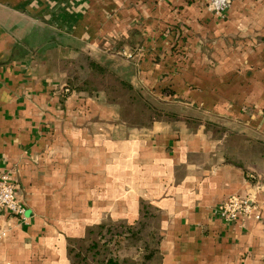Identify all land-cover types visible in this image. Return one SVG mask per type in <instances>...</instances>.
<instances>
[{
  "label": "crops",
  "instance_id": "1",
  "mask_svg": "<svg viewBox=\"0 0 264 264\" xmlns=\"http://www.w3.org/2000/svg\"><path fill=\"white\" fill-rule=\"evenodd\" d=\"M80 54L164 112L131 124L105 88L62 99ZM2 171L25 210L0 211V264H71L69 239L135 222L141 200L160 212V264H264V0L222 15L205 0H0ZM234 193L260 219H221Z\"/></svg>",
  "mask_w": 264,
  "mask_h": 264
},
{
  "label": "trees",
  "instance_id": "2",
  "mask_svg": "<svg viewBox=\"0 0 264 264\" xmlns=\"http://www.w3.org/2000/svg\"><path fill=\"white\" fill-rule=\"evenodd\" d=\"M63 67L67 71L68 78L62 91V99L73 91H91L96 88H105L108 92L124 93L128 101H132L131 107L140 108L141 104L139 106L137 102L143 100V106L146 109L157 112L154 106L144 99L142 93L134 89L128 80L117 74L111 67L90 56L80 54L74 60L64 61ZM108 75L117 77L118 80L114 82L117 87L112 86L111 88V86L108 87V84L103 83V78ZM114 100L121 104V109L126 107L123 103L125 99L121 100L120 96L114 97ZM129 116L122 114L126 121L137 124V121ZM140 118L142 120L138 125L147 124L154 117L144 116ZM159 216L160 212L155 206L141 200L139 218L135 223L127 224L123 221L105 219L98 224L89 226L84 238L69 239L68 255L71 264H88L89 257L85 253L86 251L97 264H160L159 246L162 236L159 225L153 221ZM87 239L90 242L83 244L86 243ZM122 249L129 250L130 254L121 257L120 251ZM72 253L75 257L72 256ZM119 257L121 258L119 259Z\"/></svg>",
  "mask_w": 264,
  "mask_h": 264
},
{
  "label": "built area",
  "instance_id": "3",
  "mask_svg": "<svg viewBox=\"0 0 264 264\" xmlns=\"http://www.w3.org/2000/svg\"><path fill=\"white\" fill-rule=\"evenodd\" d=\"M209 7L217 13L224 14L231 6L233 0H205ZM128 56H131L129 53ZM256 179L254 175H248ZM24 204L18 199L15 182L10 172H0V211L9 215H23ZM216 213L226 222L238 223L245 219H260L261 211L259 205L250 195L231 194L221 200L216 207ZM4 232H0V236Z\"/></svg>",
  "mask_w": 264,
  "mask_h": 264
},
{
  "label": "rangeland",
  "instance_id": "4",
  "mask_svg": "<svg viewBox=\"0 0 264 264\" xmlns=\"http://www.w3.org/2000/svg\"><path fill=\"white\" fill-rule=\"evenodd\" d=\"M103 80H104L103 83H106V84L109 85L108 87H110V86H111V88H112V86L117 87L116 83H114V82H116L118 80L116 76L108 75L107 77L103 78ZM107 93L111 94L112 97L113 96L114 97L120 96L121 100L125 99L123 101V103H124V106H126V107L122 108V110H123L122 114H124V115L128 114V116L130 115L129 117H131V119H134L135 121H137V124H139V122L142 120L140 117H144V116H149V118L157 117V116L161 115L164 112V110L161 107H158L157 105L155 106L154 103L149 98H147L144 93H142V97L144 99H146L150 104H152L157 112H155V111H153L151 109H146L145 106H143L144 105L143 100L142 101L139 100L137 102V104L139 106L141 104L140 108H134V107H131V104H133L132 101H128V98H127V96L124 93H120V92H117V91H115V93L113 91L112 92H107ZM115 221H122V220H115ZM153 221H154L155 224L159 225V218L158 217L155 220H153ZM123 222L127 223L126 221H123ZM133 223H135V222H133ZM133 223H127V224H133ZM89 242H90V240L87 239L86 243H83V244H87ZM126 250L127 249H122L120 251L121 257L123 255H125V254H130L129 250H127V251ZM85 253H87L88 257H89L88 264H97L96 261L93 260V258L91 257V255L87 251ZM72 256L75 257L74 253H72ZM121 257H119V259Z\"/></svg>",
  "mask_w": 264,
  "mask_h": 264
}]
</instances>
